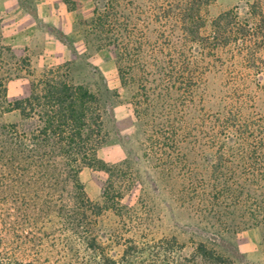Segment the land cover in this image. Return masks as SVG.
Returning a JSON list of instances; mask_svg holds the SVG:
<instances>
[{"label":"rangeland","instance_id":"374dc122","mask_svg":"<svg viewBox=\"0 0 264 264\" xmlns=\"http://www.w3.org/2000/svg\"><path fill=\"white\" fill-rule=\"evenodd\" d=\"M98 1L66 33L74 51L57 38L44 51L40 37L15 48L1 22L2 43L12 49L0 55L8 101L28 97L32 80L59 67L110 100L115 120L105 121L97 150L111 170L80 173L91 205L76 207L67 193L55 196L63 205L56 214H37L28 187L12 185L23 178L16 182L0 156V260L124 264L131 247L133 264L157 256L159 264H190L194 247L216 232L226 241L217 251L234 264H264V227L250 217L264 201V0H116L124 31L118 45L96 34ZM65 2L77 7L76 0ZM192 3L204 37L219 14L234 10L227 43L186 35ZM125 45L132 74L122 82L117 47ZM20 121L18 111L0 112V124ZM106 196L110 208L96 213ZM233 247L242 257L232 256Z\"/></svg>","mask_w":264,"mask_h":264},{"label":"trees","instance_id":"16d2710c","mask_svg":"<svg viewBox=\"0 0 264 264\" xmlns=\"http://www.w3.org/2000/svg\"><path fill=\"white\" fill-rule=\"evenodd\" d=\"M247 5L248 3H242L239 7L244 10ZM116 6V0H99L92 20L96 34L99 38L103 37L109 45H118L124 34L122 27L116 24ZM233 12L234 10H228L219 14L212 24L211 37H204L200 33L202 26L198 24L200 9L192 3L186 9L184 19L189 21L184 26V31L198 42L212 39L217 43H227L232 32L230 17ZM45 27L74 51V44L64 32L50 25ZM126 47H117L118 70L122 82H125L127 73L132 74L129 66L124 64V58L129 52ZM4 52L12 53V49L2 43L0 20V55ZM4 72H0V112L18 111L21 118L20 122L0 124V156L3 166L9 170L11 177L16 176V182L23 178L20 184L12 183L13 187H28L26 191L31 195V208L44 216L56 214L58 206H63L60 205L61 199H55L56 195L62 198L67 193L73 194L76 207L80 203L91 205L80 180V173L85 167L111 170L110 166L98 158L97 150L105 136V121L115 120L113 103L102 99L87 85L76 83L68 74H61L59 67L50 68L32 80L28 97L10 102L7 97L9 77ZM44 192L47 196L42 198L41 193ZM108 201L107 198L104 207L95 206L98 209L96 213L109 209ZM256 207L255 212H250L251 224L264 227V201L257 200ZM92 241L88 238L85 243L90 245ZM224 242L222 233L207 232L206 241L194 247L190 264H234L232 259L224 257L216 249ZM3 243L0 228V252ZM234 255L242 257L237 247L232 249V256ZM135 256L136 253L131 252L130 247L129 251L124 252L122 260L124 264H133ZM158 260L159 256L151 264H159ZM0 264L13 263H3L0 260ZM15 264L36 263L29 261Z\"/></svg>","mask_w":264,"mask_h":264},{"label":"crops","instance_id":"0c3cea01","mask_svg":"<svg viewBox=\"0 0 264 264\" xmlns=\"http://www.w3.org/2000/svg\"><path fill=\"white\" fill-rule=\"evenodd\" d=\"M76 1L77 7L71 8L65 0H0V19L15 48H25L29 42L35 43L40 37L46 40H42L46 51L50 47L49 42L57 37L45 25L71 35L78 25V17L92 11L94 0ZM37 19L44 22V29L38 27ZM68 54V51L64 53Z\"/></svg>","mask_w":264,"mask_h":264}]
</instances>
